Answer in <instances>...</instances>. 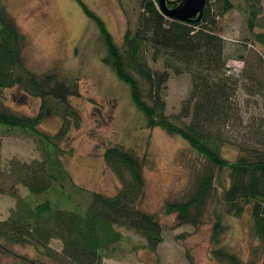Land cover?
<instances>
[{"label":"trees","instance_id":"16d2710c","mask_svg":"<svg viewBox=\"0 0 264 264\" xmlns=\"http://www.w3.org/2000/svg\"><path fill=\"white\" fill-rule=\"evenodd\" d=\"M77 1L99 28L107 49L104 62L130 87L147 127L182 137L197 155L199 168L186 193L181 200L167 199L163 213L176 215L178 226L198 228L210 222V242L217 246L229 230L223 223L224 213L241 217L251 206V235L260 246L252 248L250 259L245 261L228 247L214 248L212 256L221 264H264V53L244 58L240 78L229 74L225 43L216 28L217 19L233 8L231 0H206L202 16L187 20L166 16L159 0H140L136 27L126 31L121 45L100 17ZM182 1L166 0V7L174 9ZM243 1L249 33L245 41L264 48L262 0ZM27 43L0 0V126L36 137L43 152V159L31 164L11 163L12 175L32 198L18 197L16 208L0 221V251L12 253L11 245L30 246L51 260L20 256L21 264H104L112 245L122 238L117 230L122 227L140 235L145 248L156 252L163 241V227L155 214L142 208L145 159L122 145L108 147L103 154L121 185L115 195L92 192L89 205L80 211L59 208L47 198L36 199L56 183L73 181L62 145L71 130L81 126L82 116L71 102L80 95L78 80L60 66L44 73L30 69L24 58ZM149 56L155 63L162 61L163 69H153ZM170 73L188 75L191 80L190 92L173 118L166 114L165 101ZM13 88L41 99L37 115H20L6 107L1 96ZM241 88L260 98L263 112L243 117L237 102ZM48 115L63 121L56 133L41 129ZM226 148L237 152L235 159L223 155ZM212 204L217 206L211 219ZM53 240L62 243L60 254L51 247ZM188 260L197 264L192 257Z\"/></svg>","mask_w":264,"mask_h":264},{"label":"rangeland","instance_id":"374dc122","mask_svg":"<svg viewBox=\"0 0 264 264\" xmlns=\"http://www.w3.org/2000/svg\"><path fill=\"white\" fill-rule=\"evenodd\" d=\"M82 1L104 21L119 45L126 31L136 27L140 0ZM231 2L233 8L217 19L216 33L225 43L229 74L240 78L244 58L262 55L264 48L246 43L249 33L245 3L243 0ZM3 3L27 38L26 65L37 73L60 66L66 75L78 80L80 88V95L72 97L71 102L79 110L82 123L78 129L71 130L62 145L68 153L66 166L73 181L56 183L36 199L47 198L59 208L80 211L89 205L92 192L115 195L121 185L106 165L103 154L108 147L122 145L145 159L146 194L142 208L155 214L162 224L163 241L156 252H151L145 248V240L140 235L119 227L122 238L112 245L103 259L104 264H190L189 257L197 264H221L212 256V250L221 247L232 249L248 261L252 248L260 246L251 235V206L245 208L241 217L224 213L223 223L229 230L217 246L210 242V222L198 228L178 226L176 215L163 213L167 199L181 200L186 193L199 168L197 155L182 137L169 135L160 127H147L144 115L132 101L130 87L104 62L107 49L103 37L81 3L77 0H3ZM262 5L264 10V0ZM148 62L155 70L163 69L162 61L155 63L149 56ZM190 89L188 75L170 73L165 95L167 115L173 118L179 113ZM1 98L6 107L20 115L39 113L41 99L25 96L18 88L5 90ZM237 102L245 118L263 112L260 98L247 95L242 88ZM62 124L60 117L48 115L41 129L53 134ZM223 155L235 159L237 152L226 148ZM42 159L43 152L36 137L0 126V221L10 216L18 197L32 198L27 188L12 175L11 163L31 164ZM220 194L218 192V197ZM216 206L212 204L208 208L211 219ZM51 247L59 254L62 251L59 240H53ZM9 248L12 253L0 251V264H21L20 256L51 262L33 247L11 245Z\"/></svg>","mask_w":264,"mask_h":264},{"label":"water","instance_id":"95a60500","mask_svg":"<svg viewBox=\"0 0 264 264\" xmlns=\"http://www.w3.org/2000/svg\"><path fill=\"white\" fill-rule=\"evenodd\" d=\"M163 12L172 19L187 20L203 14L206 0H183L176 8L167 9L166 0H159Z\"/></svg>","mask_w":264,"mask_h":264}]
</instances>
